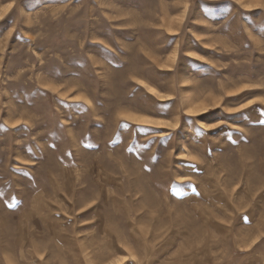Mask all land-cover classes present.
Listing matches in <instances>:
<instances>
[{
  "label": "rangeland",
  "instance_id": "374dc122",
  "mask_svg": "<svg viewBox=\"0 0 264 264\" xmlns=\"http://www.w3.org/2000/svg\"><path fill=\"white\" fill-rule=\"evenodd\" d=\"M261 121L264 0H0V264H264Z\"/></svg>",
  "mask_w": 264,
  "mask_h": 264
},
{
  "label": "snow or ice",
  "instance_id": "6c2138e0",
  "mask_svg": "<svg viewBox=\"0 0 264 264\" xmlns=\"http://www.w3.org/2000/svg\"><path fill=\"white\" fill-rule=\"evenodd\" d=\"M10 8H12V4H8L7 7L4 9V11L7 12L8 9H10ZM229 95H234V93H229ZM161 99L164 100V99H167V98L161 97ZM252 103H253V101H249L248 102V104H252ZM248 104L241 105V108H247L248 107ZM202 111H207V109H202ZM229 111L230 112H238V111H240V109L239 108L229 109ZM191 115H196V113L195 112H192ZM139 122L140 123H144V124H153V123H155L159 127H171V128H175L176 127V125L167 123L165 121H150V120L145 119V120H141ZM261 123H264V121H261ZM215 126L216 125H212V127H215ZM242 220L244 222H247L248 218L247 217H243ZM253 243H255V241H253ZM124 259H126V257H122L121 258V261H123ZM133 259H135V258L133 257Z\"/></svg>",
  "mask_w": 264,
  "mask_h": 264
}]
</instances>
